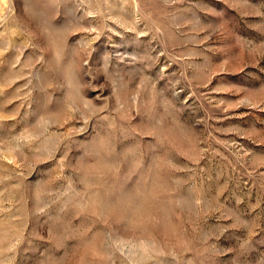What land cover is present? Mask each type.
Masks as SVG:
<instances>
[{
	"label": "rangeland",
	"instance_id": "374dc122",
	"mask_svg": "<svg viewBox=\"0 0 264 264\" xmlns=\"http://www.w3.org/2000/svg\"><path fill=\"white\" fill-rule=\"evenodd\" d=\"M0 264H264V0H0Z\"/></svg>",
	"mask_w": 264,
	"mask_h": 264
}]
</instances>
